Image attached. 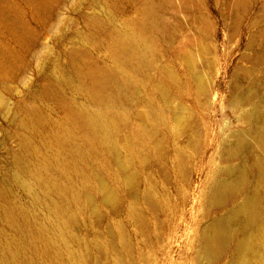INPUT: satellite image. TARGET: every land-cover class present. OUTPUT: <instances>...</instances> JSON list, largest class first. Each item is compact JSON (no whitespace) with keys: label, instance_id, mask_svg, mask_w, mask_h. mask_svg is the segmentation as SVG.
<instances>
[{"label":"rangeland","instance_id":"1","mask_svg":"<svg viewBox=\"0 0 264 264\" xmlns=\"http://www.w3.org/2000/svg\"><path fill=\"white\" fill-rule=\"evenodd\" d=\"M263 9L264 0H0V264H55L36 234L19 237L17 249L10 246L17 232L6 207L57 234L30 173L16 176L21 169L15 155L26 140L42 155L59 148L53 130L72 127L73 110L96 105L95 79L120 63L111 52L116 32L133 30L139 21L155 38L156 51L142 84L121 104L128 117L118 134L121 143L138 127L150 136L121 148L126 171L119 170L110 146H96L89 155L91 171L103 173L102 162H110V201L99 187L88 189L97 207L73 209L71 244L83 250L84 264H229V257L219 262L202 256L200 236L235 198L215 190L217 180L230 179L219 171L250 165L254 156L250 150L231 156L228 148L236 144L233 132L249 126L240 112L264 95ZM149 10L156 11L161 30L144 23ZM196 67L207 92L196 82ZM159 83L169 89L165 123L153 116ZM242 92L255 93L251 103H235ZM175 110L186 115L181 122ZM36 157L24 159L31 166ZM67 255L64 263L72 264Z\"/></svg>","mask_w":264,"mask_h":264},{"label":"bare ground","instance_id":"2","mask_svg":"<svg viewBox=\"0 0 264 264\" xmlns=\"http://www.w3.org/2000/svg\"><path fill=\"white\" fill-rule=\"evenodd\" d=\"M156 14V11L149 10L145 12L143 20L144 23L148 22L149 28L152 30H161L162 24L158 21ZM257 17H253L254 21L257 20ZM140 27L141 23L139 21L137 27L133 30L121 29L116 32L111 44V52L115 58L120 60V63L117 65L116 71L105 73L95 79L91 97L96 102V105L90 108L83 107L73 110V126L70 128L57 127L53 130L52 140L58 144L59 148L42 155L38 152L37 147H34L26 140L22 145L21 154L15 155V160L21 169L16 172V176L19 175L21 177V172L30 173L32 176L31 181L39 188L37 198L45 201L50 208L54 221L53 226L57 230V234L50 232L48 224L34 222L30 217L21 218L10 207H6L5 212L8 220L17 232L10 242L11 247L15 246L16 249L18 248L19 245L16 243L19 237H34L37 235L36 237L45 251L44 255L50 261L55 264H66L64 263V257L65 254H69L67 256L72 260V264H84L82 258L83 250L71 244L72 241L76 240L74 222L77 214L73 212V209L75 207L81 211H84L85 208L96 209L97 206L94 203L93 196L88 190L93 188V186L103 190L105 193L104 200H109L111 193L109 191L108 177L113 173L109 168L110 162L107 159V162L105 160L102 162L103 173L100 169L96 172L91 171L89 155L95 150L96 146H110L114 155V162L118 163L119 170L126 171L129 162L120 157L121 148L128 149L131 139L135 137L146 140L150 136L144 127H138L131 130L127 136L128 139L121 143L118 134V129L126 122L128 117L127 110L121 104L127 97L134 94L142 84L145 66L156 51L155 38L152 37L150 31L140 29ZM249 58L251 57L249 56ZM262 62L264 63V61ZM257 65L259 67V64ZM193 75L197 80L196 82L199 83L200 89L203 92H207L208 85L204 82L205 76L203 78V75L198 72V68ZM175 78L173 77V79ZM64 80L66 81L68 78L66 77ZM163 82L164 80L161 84ZM262 83H264V80ZM161 84L159 83L155 89L156 96L158 95V103L153 116L159 122L165 123L167 121V110H169V106H166L169 92L167 94L166 86ZM262 86L264 87V85ZM257 91L255 93L258 94ZM255 93L253 95H250V92L249 95L243 92L238 93L235 103H251ZM197 100L199 102L198 98ZM180 114V112L175 110V115L177 119H181H178L181 122L186 115L182 117ZM238 118L247 121L246 123H249V126L247 129L233 132L236 144L234 146L230 145L231 148H228L229 151L231 150L230 155L235 157L244 156L250 150L254 156L251 157L253 159L250 165H248L249 162L247 164L242 161L243 163L237 164V166H230L223 168V171H219L221 174H227L230 179L228 181L217 180L218 182H215L216 187L214 186L215 190L219 192L224 190V194L227 193L226 195H229V197L235 198L234 201L229 203L225 216L209 221L202 228L200 251L206 259L214 261L221 262L224 257H229V264H264V95L258 97V102L254 103L250 110H242ZM78 133H81V136ZM248 136L252 138V143L248 142ZM223 149L225 150V147ZM35 155H37L35 158L36 163H32L29 166L24 158ZM114 174L116 173L114 172ZM125 181L128 183L132 182V178L127 177ZM215 190L213 192H217ZM213 192L210 195L211 197L214 195ZM215 194L214 197L217 196V193ZM218 195L220 194L218 193ZM222 195L223 193L221 192L220 197ZM224 197L227 199V196ZM80 204L84 206H79ZM207 206L209 208V205ZM133 214L140 216L138 211H134ZM122 243L124 246L126 245V242Z\"/></svg>","mask_w":264,"mask_h":264}]
</instances>
